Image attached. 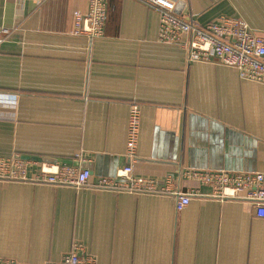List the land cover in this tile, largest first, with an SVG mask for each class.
Segmentation results:
<instances>
[{
    "label": "crops",
    "instance_id": "crops-1",
    "mask_svg": "<svg viewBox=\"0 0 264 264\" xmlns=\"http://www.w3.org/2000/svg\"><path fill=\"white\" fill-rule=\"evenodd\" d=\"M105 1L104 31L89 38L73 23L89 0H0V160L30 161L28 177L43 163L90 171L80 188L0 179V264L57 263L73 245L84 264H264L254 207L189 175L264 172V84L188 61L179 42L160 40L159 14L142 0ZM176 14L200 27L239 18L264 38V0H178ZM132 103L135 160L125 154ZM127 166L157 192L91 187ZM176 190L191 192L181 211Z\"/></svg>",
    "mask_w": 264,
    "mask_h": 264
},
{
    "label": "built area",
    "instance_id": "built-area-1",
    "mask_svg": "<svg viewBox=\"0 0 264 264\" xmlns=\"http://www.w3.org/2000/svg\"><path fill=\"white\" fill-rule=\"evenodd\" d=\"M159 14V38L165 42H179L188 54V61L216 62L237 70L243 79L264 84V38L252 33L248 24L239 18L220 17L204 27L180 19L176 14L178 0H142ZM107 17L105 0H89V11L74 13V32L89 38L97 37L104 31ZM5 30L0 29V43L5 39ZM188 36L181 42V36ZM140 129V108L132 103L129 108L126 134V156L136 159ZM30 161L23 158L0 160V179L34 181L52 186H73L80 188L88 184L90 171L59 162L43 163L39 174L27 176ZM189 175L209 184L214 195L220 199L233 198L248 202L255 209V216L264 220V172H226L223 170L193 171ZM92 188L111 192L136 194L156 193L151 178L134 176L130 166L119 170L112 177H101ZM174 196L175 207L181 211L190 200L191 192L170 193ZM79 246L57 263L84 264L78 253ZM85 264H92L90 261Z\"/></svg>",
    "mask_w": 264,
    "mask_h": 264
},
{
    "label": "water",
    "instance_id": "water-1",
    "mask_svg": "<svg viewBox=\"0 0 264 264\" xmlns=\"http://www.w3.org/2000/svg\"><path fill=\"white\" fill-rule=\"evenodd\" d=\"M36 159H39V158H36ZM66 163H72V164H74L73 162H71V161H67ZM75 165H77V164H75Z\"/></svg>",
    "mask_w": 264,
    "mask_h": 264
}]
</instances>
